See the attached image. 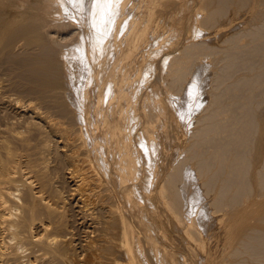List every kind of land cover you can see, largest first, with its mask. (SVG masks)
<instances>
[{"label":"bare ground","instance_id":"6f19581e","mask_svg":"<svg viewBox=\"0 0 264 264\" xmlns=\"http://www.w3.org/2000/svg\"><path fill=\"white\" fill-rule=\"evenodd\" d=\"M158 2L159 0H36L32 7L35 11H29L31 15L28 18H24V12H18L21 20L15 23L10 21L12 24L4 21V23L0 22V60L7 57V60L12 58L17 63H23V67H27L24 65L27 64L28 69L25 72L23 70L25 74L23 72L22 74L28 76L27 78L34 81L35 85L41 87V89L38 88L40 93L38 94L43 100L47 98L50 109L56 108L55 111H52L54 113H45L42 112L43 109L39 111L42 105L37 110L36 106L27 103L22 105L24 107L20 110L31 111L34 114L32 117L38 118V121L33 118L35 121L31 122V116L29 117L31 118L30 121L25 117L24 120L22 117L24 114L19 110L16 113L20 116H15V114L9 118L10 120L8 117L4 120L0 118V264H23L24 261H29L31 264H79L78 259L75 257V252L78 249L77 242H74L75 239L70 237L71 232L69 233L66 230V227L70 224H67L66 215L64 214V208L66 207H64V203L66 202L62 200V193H56L59 189L53 188L57 191H54L51 197L48 193L49 190H52L50 186L55 187L57 184L52 186L54 173L52 177L50 174L54 168L49 167L51 163L47 161L48 156L46 155H52L58 153V151L62 157L57 159H60V163H62L58 167L66 166V176L72 185L71 191L73 192L71 194L77 196L83 209L98 208L106 213H102L108 217V220H104V223L110 222L118 230V233H115L117 231L113 233L116 237L110 232L108 233L107 230L105 233L99 234L100 229H97L99 232L95 229L98 235H102L96 237V242L90 239H87V243L85 242L88 250L93 252V254L89 253L90 256L84 259L85 264H139L136 256L139 254L138 247L140 244L139 238L135 237L134 230L140 229L141 224H137L139 227L136 226V229H134L135 226L133 225L135 224L132 225L130 216L127 215L130 218L127 221L123 215L126 213L125 210L124 213L121 212L120 206L114 207V204L111 203V205L108 200L115 197L116 200L121 199L122 202L124 201L123 203L133 202V194L138 190L136 184L138 182L135 183L134 179H139L140 175H142L144 184H146L147 179V184L152 183H149L150 178L148 176L145 181L143 170H139L138 159L140 157L139 154H135L134 149L136 148L132 144V134L135 131L131 129L133 124L130 126V121H135L136 124L138 119L143 117V121L140 122L139 120L138 122V126L140 125L141 128V130L139 128L140 134L143 136L140 135L139 140L142 141L143 146L139 145V141L138 145L140 148L144 147L143 151L147 149L146 154L149 155H146L147 158L152 153L153 159L147 160L150 161V169L153 168L151 172H157L158 165L155 160L157 151V143L155 142L157 140L153 141V133L156 130L153 128L154 131L152 132L149 125L159 114L154 111L152 105L144 106L142 103L145 102H140L143 106L131 104V102H138L134 100V96L136 95L135 99H137L139 88L138 86V89L133 87L135 92L132 87L130 89L132 91L128 89L130 88L128 86L130 80H126L129 76H126L123 70L125 69V62L133 55L136 48L135 43L143 38V32L150 22V17L154 11L151 14L149 10ZM251 2L261 4L264 7V0H200L201 9L205 10L202 15L201 11L197 13V15H201L197 16L201 23L198 28L200 29L205 25L201 34L202 32L206 34L203 29L208 33L209 29L206 30V27L213 29L218 23H220L218 24L220 27L222 22L225 26L224 21L229 17L231 9L235 8L237 14L243 10L245 13V7L250 8ZM252 3L251 5L254 6ZM128 5H131V8L133 7L136 11L129 16L130 18L128 17L129 19L127 18L128 22L125 20L127 22L125 25L123 23L124 19L118 16L125 11ZM262 6L256 7L260 8ZM234 18L232 17V19ZM112 19L115 21H111ZM189 19L191 20V18ZM190 20L188 21L190 22ZM230 20L231 18H229L227 26L234 24ZM239 21L240 19L237 22L235 20L234 26H230L232 28L229 27L228 30L224 27H220L221 30L219 27L218 30L216 28V32L222 31V28L223 31L226 30L224 33L222 32L221 38H219L221 32L217 33L218 36L216 37L219 38L217 44H215L216 37H213L214 43H212L211 38L206 37L210 33L205 35L206 38H204V35L198 32L196 26L198 30L196 32L198 33L197 37L199 38L201 35L202 38L188 42L181 52L178 51V53L171 55L169 61H167L168 64L165 65L167 66V70L164 68L167 72L165 79L167 82L164 84H169L170 86L166 85V87H170L169 89L176 94L184 91V95L181 96L182 105H180V108L184 114L191 111L195 126L191 130L189 129L190 141L186 147V154L181 159H177V163L173 165L171 171L164 174V178L160 176L164 182H161L162 178H158L160 180L158 181L163 185L160 184V189L157 192L160 196L157 197L160 199L156 196L155 198L163 200L168 211L176 214V217L173 215L175 221L180 219V215L186 216L188 205L195 203L202 217L197 220L196 215H190L191 217L188 219L190 225H188V231H186L195 236L196 234L200 235L201 232L198 226L207 227L209 231V226L212 225L210 221L212 220L209 219L210 221L205 222L207 223L205 224L201 219L206 216L210 217V213L213 214L216 210L218 212L219 210H225L224 212L227 213L232 212L233 215L241 213L240 216L238 214V223L235 222L232 225V227L236 225L233 230L230 227L231 225L228 228L225 227L229 232H233L231 236L232 234L236 235L239 230L237 234L240 237L234 242L236 244L229 251L230 253L227 252L229 253L228 257L232 256V259L223 264H264V202L262 201L264 196V9ZM110 22L115 23L113 27ZM109 23L111 24L110 27ZM187 25L189 26L188 22ZM123 27L126 29L125 31H123ZM68 28L75 29V34L68 31L72 33L69 38L67 37L68 39L66 38L68 42L66 44L64 42V48L56 47L55 44L60 46L62 40L59 41L61 36L59 35L60 37L56 38L55 34L62 32L66 34L67 32L63 30H69ZM192 28L194 29V26ZM127 29L129 32H127ZM17 49H24L29 57L25 55H23L24 58L21 57L23 52L21 53ZM16 50L21 53L20 58ZM58 54L59 56L65 55L66 61L76 66L75 70L71 71L72 73L65 66L66 70L69 69V71L66 72L65 68L62 69L64 71L63 77H65L64 84L54 85L47 79V76L45 77L46 65H43V61L56 57ZM209 55L210 57L213 56V59L209 60L208 58L209 61L205 64L203 60ZM166 59L168 60V58ZM66 61H63V64H69ZM59 63V65H62L61 62ZM190 74L193 76V81L187 80ZM163 75H166L165 71ZM164 78L160 80L162 81ZM165 80L163 81L165 82ZM186 81L187 85L190 83L188 87L185 85ZM127 83L128 87L126 86ZM134 86L136 85L134 84ZM1 87L0 89H2ZM185 87L187 90H183ZM32 88L34 89V86ZM196 90H200L198 92L201 93L197 102L200 105L204 104L201 111L194 110L189 103V100L194 97L192 95L196 94ZM185 91L187 92L185 93ZM139 98L141 100V97ZM32 103H35V101H32ZM17 104L19 103L17 102ZM17 104L15 105L16 108ZM48 105L46 108H48ZM59 117L75 120L76 123L74 124H77V127L73 123L71 127L68 125L67 122L70 119L66 124V120H61ZM28 125L31 127H28ZM21 126L28 127L27 132L25 131L26 134L23 133V130H19L18 127ZM32 127L39 134L44 132L45 127L48 128V130L45 129L47 133L44 132L46 135L43 133L42 140L39 142L33 141L37 137H32L34 132L31 135L32 132L29 130L31 128L34 131ZM52 133L59 137L62 144L59 145L58 139H48ZM157 134H155V137ZM48 135L50 136L47 137ZM150 135L153 136H151L152 139ZM43 136H46L45 139ZM138 150H140L138 153L142 152L139 147ZM144 153L140 155H145ZM53 157L51 156L52 159ZM141 162L140 166H142ZM56 163L53 166L58 165ZM49 168H51V173L48 172ZM57 171L54 170L55 173ZM62 173L64 172L62 171ZM61 178L65 179V176ZM155 183L156 181H154ZM61 186L64 185L61 184ZM158 187L154 189L156 190ZM68 194L67 196H70ZM244 202H252L255 206L251 204L252 206L243 209L250 204L242 206ZM79 203L77 202V204ZM190 207L191 210H195L192 209V205ZM196 211L198 210L196 209ZM189 212L188 214H190ZM68 213L72 216L69 211ZM140 214H142V210ZM94 215L97 216V213ZM213 215L215 216V213ZM213 215H211V219L214 218ZM79 216L81 215L79 214ZM182 216L181 218H183ZM142 217V215L138 217L140 218L139 223L144 222ZM249 217L254 218L257 223L250 224L248 222L244 224L246 222L244 219ZM186 218H183L182 221H186ZM225 219L227 220V218ZM241 220L243 221L240 222ZM75 221H78V219L73 222ZM100 221L103 223L102 217ZM80 222L79 224H82ZM72 224L74 223H71V226H73ZM97 224L99 223L97 222ZM214 226L216 227L215 224L212 227ZM88 230L90 229H87L88 235H91L92 233L90 234ZM201 230L204 231V229ZM93 232L95 235V231ZM68 233L70 235H67ZM143 235L142 237L145 236ZM89 237L92 238V236ZM197 238L199 239V236ZM230 239L228 241L225 239L227 242L225 246L230 244ZM154 242L156 243V241ZM208 242L203 236L201 242L197 243L196 246H203L202 249H204ZM83 243L82 245H84ZM155 243L153 248L156 249L158 245L156 246ZM104 246L109 251L108 255H96L97 252L95 253V251L104 250ZM173 254L171 253V255ZM215 261L217 260L215 259ZM140 264L142 263L140 262Z\"/></svg>","mask_w":264,"mask_h":264},{"label":"rangeland","instance_id":"374dc122","mask_svg":"<svg viewBox=\"0 0 264 264\" xmlns=\"http://www.w3.org/2000/svg\"><path fill=\"white\" fill-rule=\"evenodd\" d=\"M35 1L36 0H30V3H29V0L27 1V0H0V17H3V18H1L0 20V22H2V23H4V22H7L8 24L9 23H11V22H17V21H19V20H21V18L19 17V14H18V12H24L25 13V16H24V18L26 19V17L28 18V16H30L31 15V13L29 12V11H35V9L34 8H32L34 5H33V3H35ZM137 1V0H136ZM163 3H162V2ZM159 0V2L156 4V5H154V6H152V8H151V10H149V12L152 14V12H153V14H152V16L150 17V22L147 24V26H146V28H145V30H144V32H143V35H142V37L143 38H141L137 43H135V46H136V48L134 49V52H133V55H131V57H129V59L125 62L126 64H125V69L123 70V72H124V74H126V76H129L128 77V79L126 80V81H129L130 80V82H131V84H133V85H131L130 84V82H128L129 83V85H128V83L126 84V86L128 85V86H130V88H128L129 90L131 89V87L133 88V87H135V88H137V86H138V93H139V95H138V97H137V99H135V94H134V92H135V88H133L132 90L134 91L133 92V94L135 95H133L134 96V100L137 102V103H132L131 102V104H133L134 106H135V104H138V105H141L140 104V102H145V103H142L144 106L145 105H152V108L154 109V111H156L159 115L157 116V117H159V118H157V117H155L156 119H154L153 120V124L151 123L149 126H150V128H152V132L154 131V129L153 128H155V130L157 131V133H156V131H154V137L152 136V135H150V138H151V136L153 137V141L154 140H157L155 143H157V151H156V156H155V160H156V163H157V168H156V170H157V172L155 173V172H151V171H153L152 169L153 168H151L150 169V159L152 158L153 159V157H152V153L150 154L151 156L150 157H148L147 158V156H149V155H147L146 154V152H148V151H146L147 149H144V151L142 150L143 148H140V146H143L142 145V141L141 140H139V138H140V135L142 136V134H140V130H141V128H140V125L138 126V122H139V120H140V122L141 121H143V117H141L140 119H138V122H136V124H135V121H130L129 122V124H130V126L133 124V127H131V129L132 130H134L135 132H134V134H132V144H133V147L134 148H136V149H134L135 151V154H139L138 156L140 157V158H142V159H140L139 157V159H138V161H139V163H138V166H139V170H143V176L145 177V181H146V179H147V176H148V178H150V182L149 183H153V185H152V183L151 184H147L148 183V179H147V182H146V184H144V181H142V175H140L141 177L139 178L138 176V178L139 179H141V180H139V179H134V182L136 183V182H138V183H136L137 184V187H138V192L136 191V193H138V194H136V193H134L133 194V202H128V203H123L122 201H121V199H118V200H116L117 198H115V197H113V199H110V200H108L109 202H110V204L112 203V204H114L113 206L114 207H118V206H120V211L121 212H123L124 213V210H125V212L126 213H124L123 215H124V217H125V219L127 220H130V218H131V221H132V225L133 224H135V225H133V226H135V228L134 229H136V226H137V224H141V226H140V229L138 228V230H141V231H138L137 229L136 230H134L135 231V237L136 238H139V244H140V246L138 247L139 248V254H137V256H136V260H137V262L140 264V262L142 263V264H223L224 262L225 263H227V261H229V260H231L232 258V256L231 257H228L229 256V251L233 248V246H235V244L236 243H234V242H236V240L240 237V235L238 236V234H237V232H239V230L236 232V235L235 234H232V236H231V233H233V232H229V230L227 229L226 230V228H228L230 225V227L232 228V230H233V227H235V226H233L232 227V225H234L235 224V222H237L238 223V220H239V217H238V214H232V212L230 213V212H224L225 210H223V211H221V210H219V212L217 211H215L214 213H215V216L213 215V214H211V215H213L214 216V218L213 219H211V215L209 214V216L210 217H208V216H206L207 217V219H206V217H203L202 219H201V221L203 222L204 221V223L205 222H209L210 220H212V221H210L211 223H212V225H210L209 227V231H210V229H211V231L209 232L208 231V228L207 227H201V226H198V227H200L199 228V231H201L199 234L200 235H198V234H196V236L195 235H193V234H191V233H187L186 231H188L187 229H188V225H190V221H188V219H190V217L191 216H195L196 215V219L198 220L200 217H202L201 215L202 214H200L199 212V208L197 207V205L195 204V203H190V205H188V208H187V213H186V216L184 215V216H182V215H180V219L178 220H176L175 221V217H176V214L175 213H171L170 211H168V208H166L167 206H166V204H164L165 202H163V200H159L160 198V196L157 194V192H158V190L160 189V184H162L163 185V183H161V182H164L163 181V178H164V174H166L167 172H169V171H171L172 170V167H173V165H175V163H177V159L178 158H182L183 157V155H185L186 153V147L189 145V141H190V139H189V129L191 130L194 126H195V123H194V119H193V117H192V114H191V111L190 112H186L185 114H184V112L181 110V108H180V105H182V102H181V96L182 95H184V91L183 90H187V88L185 87L182 91V93H180L179 92V94H178V96H177V94L176 93H174V92H172V90H170L169 88H168V86L166 87V85H169V84H164V83H166L167 81L165 80L166 79V77H167V72H166V70H167V66H165V65H167L168 63H167V61H169V59H170V56L171 55H174V54H176V52L178 53V51L179 52H181V50H182V48H184V45H186L188 42H190V41H193V40H197V39H200V37H201V35L203 34V32H202V34H201V31H202V28H204L205 27V25H204V27H202V28H198V27H200V25H201V23L199 22V20H198V18H197V16H201L202 14H203V12L205 11V10H203V9H201V5H200V0ZM178 3H177V2ZM175 3H177L176 5H175ZM252 3V2H251ZM251 3H250V8H248V6L247 7H245V13L243 14L242 12H238V14L236 13V9L234 10V9H231V13H229V17L224 21L226 24H225V26H223V22H222V26L220 25V27H224L225 29H227L228 30V28L230 27V26H234V24L240 19V21L241 20H243L244 19V17H247V16H249V15H254V14H256L257 12H260V11H263V9H264V7L261 5V4H255V3H252V4H254V6L253 5H251ZM22 4V5H21ZM160 4V5H159ZM162 4V5H161ZM19 5V6H18ZM262 6V7H256V6ZM255 7L256 9L254 10V8L253 7ZM5 7V8H4ZM129 7V8H128ZM128 10H127V8L125 9V11L124 12H122V14L121 15H119L118 17H120V18H123L124 19V21H123V23L126 25V23L128 22V19L130 18L129 16H131L135 11H136V9H134L133 7V9L131 8V5L129 6L128 5ZM157 7V8H156ZM2 8V9H1ZM17 8V9H16ZM154 8H156V9H154ZM248 8V9H247ZM253 8V9H252ZM258 8V9H257ZM132 9V10H131ZM247 9V10H246ZM262 9V10H261ZM4 10V11H3ZM10 10V11H9ZM24 10V11H23ZM26 10V11H25ZM160 10V11H159ZM8 12V13H6V12ZM131 11H133V12H131ZM162 11V12H161ZM202 12L201 13V15H197V13H199V12ZM234 11H235V13H234ZM252 11H257L256 13L255 12H253L252 13ZM10 12H13V13H15V14H13V13H10ZM130 12V13H129ZM232 13H234V14H232ZM129 14V15H128ZM235 14H237V15H235ZM239 14H243V15H239ZM247 16H246V15ZM17 17H16V16ZM234 18V16H235V18L234 19H232V17ZM240 17H239V16ZM245 15V16H244ZM6 16V17H5ZM14 16V17H13ZM124 16H126V18H124ZM191 16V17H190ZM238 16V17H237ZM243 18H242V17ZM129 17V18H128ZM128 18V19H127ZM189 18H191V20L189 19ZM229 18H231V20L230 21H232L233 23H231V24H233V25H228L227 26V24H229ZM236 18H239L238 20L236 19ZM186 19V20H185ZM127 22H126V21ZM188 20H190V22L188 21ZM236 20V22H234V21ZM4 21V22H3ZM11 21V22H10ZM111 21H115V20H111ZM186 21V22H185ZM197 21V22H196ZM228 21V22H227ZM239 21V22H240ZM112 22V23H113ZM187 22H188V24H189V26L187 25ZM111 23V22H110ZM109 23V27L111 26V24ZM200 23V24H199ZM12 24V23H11ZM115 24V23H114ZM114 24H112V27L114 26ZM123 24V25H124ZM218 24H220V23H218ZM218 24H216V26H214L215 28H209V27H206L205 29L206 30H208V33H210V35L207 33V31H205L204 29H203V31H204V33L206 32V34H203L204 36V38H206V37H208V38H211V41H212V43H214L213 41H214V38L213 37H216V36H218V34L217 33H220L219 35V38H221V34H222V32L224 33L225 31H223V28H222V31H220L221 30V28L219 27V25ZM125 25H124V27H125ZM203 25V24H202ZM121 26H122V23H121ZM194 26V29L192 28ZM196 26H197V28H198V30H197V28H196ZM123 27V28H124ZM220 28V32L218 31V32H216L219 28ZM216 28H217V30H216ZM230 28H232V27H230ZM229 28V29H230ZM69 29V28H68ZM110 29H112V28H110ZM211 29H212V31H211ZM123 29L121 28V31H122ZM126 29L124 28V30L123 31H125ZM63 31H66L67 33L65 34L64 32H62V33H57V34H55L56 36V38H59L60 36L63 38H59V41H61V45L60 46H58L57 44H55L56 45V47H63L65 44H66V42H68V38H69V36L71 35V33L73 32L74 34H75V29H72V28H70L69 30H67V29H64ZM68 31H72V32H68ZM200 32V37L198 38L197 37V34L198 33H196V32ZM210 31V32H209ZM127 32H129V30L127 29ZM212 32V33H211ZM217 34H215V33ZM70 33V34H69ZM122 33V32H121ZM195 33V34H194ZM214 33V34H213ZM153 34V35H152ZM209 36H208V35ZM212 34V35H211ZM60 35V36H59ZM155 35V36H154ZM205 35H207L206 37H205ZM213 35H215V36H213ZM59 36V37H58ZM199 36V35H198ZM68 37V38H67ZM183 37H184V39H183ZM196 37V38H195ZM67 38V39H66ZM202 38V37H201ZM213 38V39H212ZM219 38L218 37H216L215 39H216V43L215 44H217V42H219ZM218 39V40H217ZM65 40V41H64ZM182 40V41H181ZM64 42H65V44H64ZM183 43V44H182ZM60 44V43H59ZM64 48V47H63ZM62 48V49H63ZM20 51L21 53L23 52V54H21L20 52H18V51ZM16 50V52H17V55L19 56V58H20V54H21V57L23 56V55H25V56H28L26 53H25V50L24 49H22V50H20V49H17ZM61 50V49H60ZM29 55H31V54H29ZM17 56V57H18ZM25 56H23V58L25 57ZM61 56V55H60ZM59 56V54L56 56V57H53V58H50V59H48L47 61H43V65H46V70H45V77L47 76V79L49 80V81H51L54 85L55 84H58V85H61V84H64L63 83V81L65 80V77H63V73H64V71L62 70V69H64L65 68V66L67 67V68H69L70 69V72L73 70H75V66L76 65H71L72 63H70V62H68V61H66V57H64L65 55H63V56H61L60 57ZM29 57V56H28ZM59 57H60V59H59ZM64 57V58H63ZM213 56H211L210 57V55H209V57H207L206 59L204 58V63L206 64L207 63V61H209V60H212L213 58H212ZM165 60H164V59ZM166 58H168V60L166 59ZM208 58H209V60H208ZM211 58V59H210ZM10 59H12V58H10ZM9 58H8V60H7V57H3L1 60H3V61H1L0 60V86H2L1 88L2 89H0V118L2 119V120H4V119H7V117H8V119L10 118V117H13L15 114V116H20V115H17V113H16V111H20L21 113H23L24 114V116H22L23 117V119H24V117H25V119H27V120H29L30 121V119H31V122H33V121H38V118H36V117H32V116H34V114L33 113H31V111H26L25 112V110H20V108H23L24 106H22V105H24V104H27V103H30L31 105L33 104L34 106H36L37 107V110H38V108H39V106L40 105H42V106H40V108H39V111H41L42 109V112H49V113H54V112H52V111H55L56 110V108H51L50 109V106L48 105V103H47V98H46V100H43V98L41 99V97H40V93L38 92V88L39 89H41V87H39V86H37V85H35L34 84V81H31V79L30 78H27L28 76H24L23 74H25L24 72H25V70H27L28 69V65L27 64H24V65H26L27 67H23L22 65H23V63H20V62H15L13 59L12 60H10ZM58 59V60H57ZM62 59H64V60H62ZM60 60H62V61H60ZM14 61V62H13ZM63 61L65 62H67V63H69V64H63ZM165 61V62H164ZM206 61V62H205ZM13 62V63H12ZM59 62H61V64L62 65H59L60 63ZM11 63V64H10ZM53 63V64H52ZM55 63V64H54ZM6 64V65H5ZM10 64V65H9ZM15 64V65H14ZM17 64H19V65H17ZM73 64H75V63H73ZM209 64V63H208ZM3 65V66H2ZM40 65V64H39ZM69 67H68V66ZM164 65V66H163ZM2 66V67H1ZM4 66H5V68H4ZM7 66V67H6ZM10 66V67H9ZM21 66V67H20ZM64 66V67H63ZM72 66V67H71ZM15 67V68H14ZM58 67V68H57ZM74 67V68H73ZM10 68V69H9ZM59 68H61V69H59ZM166 70H165V69ZM12 69V70H11ZM69 69L68 70H66V68L64 69V70H66V72L67 71H69ZM165 71V73H166V75H163V73H164V71ZM14 70V71H13ZM23 70H24V72H23ZM161 70H162V72H161ZM13 71V72H12ZM9 72V73H8ZM22 72H23V74H22ZM157 72H160V73H157ZM6 73V74H5ZM72 73V72H71ZM23 75V76H22ZM137 75H139V76H137ZM141 75V76H140ZM143 75V76H142ZM159 75H160V77H159ZM191 75V74H190ZM190 75L187 77L188 79L187 80H191V81H193V76L191 75V77H190ZM238 75V74H237ZM6 77V78H5ZM165 77V78H164ZM161 78H164V79H162V81L160 80ZM138 79V80H137ZM142 79V80H141ZM158 79H159V81H158ZM163 80H165V82L163 81ZM167 80H168V78H167ZM3 81V82H2ZM138 81V82H137ZM5 82H6V84H5ZM8 82V83H7ZM33 82V83H32ZM137 82V83H136ZM140 82V83H139ZM13 83V84H12ZM134 84L136 85V86H134ZM143 84V85H142ZM189 84L190 83H188V85H187V81L185 82V85H187V87L189 86ZM8 85V86H7ZM10 85H11V87H10ZM34 86V89L32 88ZM127 86V87H128ZM144 86V87H143ZM170 86V85H169ZM6 89H5V88ZM10 88H11V90H10ZM21 88V89H20ZM32 89V90H31ZM141 89V90H140ZM199 89V88H198ZM28 90V91H27ZM63 90V89H62ZM132 90H130V91H132ZM197 91V90H196ZM198 91H200V90H198ZM197 91V92H198ZM17 92V93H16ZM146 92H148V93H146ZM150 92V93H149ZM171 92V93H170ZM187 91H185V93H186ZM196 92V94H194V95H192V97L193 98H191L190 100H189V103H190V105H191V107L195 110H197V111H201L202 109H203V105H200L197 101H198V99H199V95H201V93L200 92H198L197 93ZM8 93V94H7ZM29 93V94H28ZM39 93V94H38ZM173 93V94H172ZM14 94H15V96H14ZM25 94V95H24ZM26 94H28V95H26ZM34 94H36V95H34ZM38 94V95H37ZM176 94V95H175ZM181 94V95H180ZM3 95V96H2ZM7 95V96H6ZM10 95V96H9ZM145 95V96H144ZM149 95H151V96H149ZM13 96V97H12ZM32 96V97H31ZM177 96V97H176ZM4 97V98H3ZM9 97V98H8ZM11 97V98H10ZM14 97H16V98H14ZM30 97V98H29ZM139 97H141V100H140V98ZM37 99V100H34V99ZM142 98H143V101H142ZM146 98V99H145ZM9 99V100H8ZM13 99H15V100H13ZM29 99V100H28ZM144 99H145V101H144ZM149 101H148V100ZM31 100V101H30ZM4 101V102H3ZM9 101V102H8ZM26 101V102H25ZM32 101L34 102L35 101V103H32ZM147 101H148V103H147ZM17 102L21 105V107H20V105L19 104H17ZM21 102H22V104H21ZM44 102V103H43ZM11 103V104H10ZM47 103V104H46ZM2 104V105H1ZM17 104V108H16V105ZM38 104V105H37ZM44 104H46V105H44ZM32 105V106H33ZM48 105V108L51 110V112H50V110L48 109V108H46V106ZM143 105H141V106H143ZM14 106H15V109H14ZM41 107H43V108H41ZM5 108V109H4ZM19 108V109H18ZM9 109H11V110H9ZM45 109V110H44ZM53 109V110H52ZM55 109V110H54ZM3 110V111H2ZM47 110V111H46ZM15 111V112H14ZM25 113H24V112ZM2 112V113H1ZM8 112V113H7ZM7 113V114H6ZM12 113V114H11ZM11 114V115H10ZM28 114H29V116H28ZM31 114V115H30ZM3 116H5L4 118H2ZM28 118H27V117ZM31 116V118H29ZM33 118L35 119V120H33ZM61 118V120H63L64 119V121H65V123L70 119V118H63V117H59V119ZM147 118V117H146ZM24 119V120H25ZM10 120V119H9ZM70 121H72L71 123H70ZM70 121L69 122H67L68 123V125H70V127L74 124V123H76L75 122V120H73V119H70ZM159 121V122H158ZM158 122V123H157ZM66 123V124H67ZM73 123V124H72ZM155 124V125H154ZM67 125V126H68ZM76 125V127H77V124H74V126ZM136 127H135V126ZM154 125V126H156V127H152V126ZM28 127H31L30 125H28ZM28 127H24V126H21V127H18L19 128V130L20 131H22L23 130V133H25L26 134V130L28 129ZM69 127V126H68ZM136 129H135V128ZM33 128V127H32ZM73 129L75 128V127H72ZM138 128V129H137ZM139 128H140V130H139ZM34 129V128H33ZM45 129L46 130H48V128L47 127H45ZM45 129L43 130L45 133H47V131H45ZM76 129V128H75ZM29 130H31V135L33 134V132H34V135L32 136V137H37V138H34V140L33 141H40V140H42V135H44L43 133H40L41 134V136H40V134L38 133V132H35V129H34V131H32V129L31 128H29ZM131 130V131H132ZM26 131V132H25ZM137 131V132H136ZM35 133H36V135H35ZM132 133H133V131H132ZM137 133V134H136ZM39 134V135H38ZM53 134V133H52ZM51 134V136L50 135H48L47 137H49L50 136V138H48V139H51V138H55L56 140L58 139L59 140V137L57 136V135H52ZM136 134V136H134ZM155 134H157L156 135V137H155ZM46 135V134H45ZM159 135V136H158ZM39 137V138H38ZM45 137L46 136H43V138L45 139ZM138 139H136V138ZM143 137V136H142ZM141 137V139H143ZM158 137V138H157ZM37 139V140H36ZM39 139V140H38ZM47 139V138H46ZM136 139V140H135ZM152 139V138H151ZM189 139V140H188ZM188 140V141H187ZM134 141H136V142H134ZM138 141H139V145H138ZM141 141V142H140ZM134 143H136V144H134ZM141 143V144H140ZM52 144V143H51ZM55 144V143H54ZM60 144H62V142H61V140H59V145ZM134 145H136V146H138L139 147V149H141L142 150V152L145 154V155H140V154H143L142 152H140V153H138V151H140V150H138V147H135ZM172 145V146H171ZM51 147H52V145H51ZM165 147V148H164ZM158 152V153H157ZM60 152L58 151V153L56 152V153H53L52 155H50V154H48V155H46V156H48V158H49V155H50V158H51V156L53 157L54 155L56 156V161H55V156L53 157V159L51 158H47V161H49L48 162V164H50L49 165V167H51L52 166V169L53 170H51V168H49V170H48V172H50L51 173V171H53L51 174H50V176L52 177V174H53V176H54V180H53V183H52V186H54V185H56L55 187H51L50 186V189L52 188V190H49L50 192H48L49 193V196L51 197L53 194V192L55 191H57V190H55V189H59L56 193H58L59 192V194L60 193H62V200H63V202L65 201L66 203H64V214L66 215V219H67V224L68 223H70V224H68V226L66 227L67 229V232H71V236L70 237H72L73 239H75V240H73L74 242L76 241L77 242V245H78V249H77V254H76V252H75V257L78 259V262H79V264H85V261H84V259H86L88 256H90L89 255V253H91V254H93V252L92 251H90V250H88V248H87V246H86V243H87V239H90V240H95V242H96V237L97 236H101L103 233H105L106 232V230H107V232L109 233L110 232V234H112V235H115V234H113L115 231H117V232H115V233H118V230H117V228L115 229L114 227H113V225L110 223H107L106 222V224L104 223V220L105 221H107L108 220V217L106 216V215H103V214H106V213H104L102 210H99L98 208H95V209H91V210H88V209H83L82 207H81V203H79V201H78V199H77V196H73L72 194H71V192H73V191H71L72 189H71V182L70 181H68V178H67V176H66V171H67V169H66V166H60V167H58L60 164L62 165V163H60L61 162V153L59 154ZM58 154V155H57ZM157 154H158V157H157ZM147 155V156H146ZM142 156V157H141ZM143 156H144V161H146V162H144L143 161ZM160 156V157H159ZM60 157V159L59 160H57L58 158ZM146 157V158H145ZM147 159H149V160H147ZM52 160V161H51ZM58 161V162H57ZM142 161V162H141ZM147 161H148V163H147ZM159 161H161V162H159ZM167 161V162H166ZM53 162V163H52ZM57 162V163H56ZM140 162L142 163V166H140L141 164H140ZM58 164V165H54L53 166V164ZM144 163V164H143ZM165 163V164H164ZM146 164H147V166H146ZM150 166V167H149ZM57 167V168H56ZM159 167V168H158ZM61 168H62V171L65 173V175H64V173H62V171H61ZM141 168V169H140ZM142 168H144V169H142ZM58 171H57V170ZM60 169V170H59ZM147 169V170H146ZM149 169V170H148ZM158 169H160V170H158ZM51 170V171H50ZM54 170L55 171H57L56 173L54 172ZM165 170V171H164ZM168 170V171H167ZM59 171H61V172H59ZM147 173H148V175H147ZM150 173V174H149ZM152 173H154L153 174V176H152ZM59 174V175H58ZM60 174H63V175H60ZM151 175V176H150ZM157 175V176H156ZM57 178H59V179H61V180H59V179H57ZM63 176H65V179L63 180L61 177ZM150 176V177H149ZM157 178H156V177ZM159 176V177H158ZM160 176H162L161 178H162V181L161 182H159L160 180L158 179V178H160ZM136 177V178H137ZM152 177H154V178H152ZM152 178V179H151ZM160 178V179H161ZM157 179V180H156ZM63 180V181H62ZM139 180V181H138ZM156 181V186H155V184H154V181ZM159 180V181H158ZM200 180H201V178L198 180L199 182H200ZM65 181V182H64ZM141 181V182H140ZM159 182V184H158V182ZM56 182V183H55ZM61 182V184L62 185H64V186H61V184H59ZM63 182V183H62ZM66 183V184H65ZM70 183V184H69ZM139 185V186H138ZM145 185V186H144ZM148 185V186H147ZM68 186V187H67ZM150 186V187H149ZM152 186V187H151ZM155 186V187H154ZM159 186V187H158ZM59 187V188H58ZM60 187H61V190H60ZM64 187V188H63ZM145 187V188H144ZM157 188L158 187V189H154V188ZM53 188H55L54 190H53ZM70 188V189H69ZM143 188V189H142ZM146 188H147V190H146ZM153 189V190H150V189ZM64 191H63V190ZM66 189H68V190H66ZM70 190V192H68ZM150 192H149V191ZM62 191V192H61ZM152 191V192H151ZM156 193H155V192ZM65 192H66V194H65ZM64 193V194H63ZM70 194V196H67V194ZM68 194V195H69ZM141 194V195H140ZM137 195V196H136ZM139 195V196H138ZM63 196H65V197H63ZM71 196H73L72 198H71ZM155 196L157 197V196H159V197H157V198H159V199H157V198H155ZM70 197V198H69ZM139 198V199H138ZM263 199V200H262ZM262 201L264 202V196L262 197ZM120 200V201H119ZM140 200V201H139ZM144 200V201H143ZM69 201V202H68ZM71 201V202H70ZM115 203H114V202ZM118 201V202H117ZM77 202L79 203V204H77ZM108 202V203H109ZM122 202V203H121ZM137 202H139V204H137ZM147 203V204H145V203ZM73 203H74V205H73ZM75 203H76V205H75ZM246 203V204H245ZM250 202H244L243 203V205L242 206H244V205H247V204H249ZM111 204V205H112ZM117 204V205H116ZM119 204V205H118ZM125 204V205H124ZM127 204V205H126ZM142 204H143V206H142ZM255 206L254 205V203H250L249 204V206H246V207H244L243 209H247L248 207H250V206ZM255 204H256V202H255ZM259 204V203H258ZM70 206V207H68V206ZM122 205H123V207H122ZM129 205V206H128ZM139 205V206H138ZM148 205H150V206H148ZM193 206L192 207V209H195V210H191V207L190 206ZM196 205V207L194 208V206ZM81 208H80V207ZM147 206V207H146ZM166 206V207H165ZM241 206V207H242ZM259 206V205H258ZM140 207H141V210H142V214H140L141 213V210H140ZM67 208V209H66ZM73 208H76V209H72ZM127 208H129V209H127ZM137 208V209H136ZM138 208H139V210H138ZM145 208V209H144ZM66 209V210H65ZM70 209V210H69ZM78 209V210H77ZM82 211H81V210ZM121 209H123V210H121ZM127 209V210H126ZM196 209L198 210V211H196ZM72 210V211H71ZM76 210V211H75ZM86 212H85V211ZM189 210H191V212H189ZM67 211V212H66ZM68 211L70 212V214H72V216L71 215H69V213H68ZM79 211V212H78ZM80 211H81V213H80ZM85 213H84V212ZM88 211H89V213H88ZM93 211H95V212H93ZM97 211V212H96ZM100 211V212H99ZM194 211H196V212H194ZM221 211V212H220ZM67 214H66V213ZM188 212L190 213V214H188ZM198 212V214H196ZM223 212V213H222ZM73 213L76 215H74L73 216ZM82 216H84V217H81V216H79V214ZM88 213V215L86 216V214ZM91 213H94V214H96L97 213V216L96 215H94V214H91ZM100 213V214H99ZM103 213V214H102ZM89 214H90V217H89ZM100 216H99V215ZM172 214V215H171ZM230 214V215H229ZM241 214V213H240ZM240 214H239V216H240ZM93 217H92V216ZM103 215V216H102ZM127 215H129L130 216V218H128V216ZM142 215L143 217L142 218H144V222L143 223H139L140 221V218H138V217H140V216ZM175 217H174V216ZM187 215H188V217H187ZM191 215V216H190ZM197 215H198V217H197ZM226 215V216H225ZM79 216V217H78ZM97 218H96V217ZM105 216V217H104ZM138 216V217H137ZM181 216L183 217V218H186L187 220L185 221V220H183L182 221V219L183 218H181ZM69 217H71V218H69ZM72 217H73V219L75 220H77L78 219V221H75V222H73L74 220L72 219ZM75 217H77V218H75ZM87 217V218H86ZM95 217V219H93ZM101 217H102V222L103 223H101ZM136 217V218H135ZM230 217V218H229ZM99 218V219H98ZM105 218V219H104ZM133 218V219H132ZM225 218H227V220L225 219ZM237 218V219H236ZM72 219V220H71ZM83 219V220H82ZM86 221H85V220ZM90 219V220H89ZM97 219V220H96ZM107 219V220H106ZM191 219H193V218H191ZM210 219V220H209ZM216 219V220H215ZM225 219V220H224ZM89 220V221H88ZM93 220V221H92ZM127 220V221H128ZM213 220H214V222H213ZM244 220H246V222H244V224L245 223H250V224H253L254 222L255 223H257L256 221H255V219L254 218H252V217H249V218H246V219H244ZM69 221H71V222H69ZM81 221V222H80ZM84 221V222H83ZM99 223V224H101V225H99V224H97V222ZM178 221V222H177ZM180 221V222H179ZM188 221V222H187ZM243 220H241L240 222H242ZM79 222L80 223H82V224H79ZM89 222V223H88ZM96 222V223H95ZM216 222V223H215ZM71 223H74V224H72L73 226H71ZM95 225V227H93L94 225ZM129 223H130V221H129ZM183 223V224H182ZM189 223V224H188ZM222 223V224H221ZM254 223V224H255ZM90 224V225H89ZM97 224V225H96ZM131 224V223H130ZM144 224H145V226H144ZM205 224H207V223H205ZM213 224H215L216 225V227L214 226V227H212L213 226ZM74 225H77V226H75L74 227ZM89 225V226H88ZM106 225V226H105ZM112 225V226H111ZM143 225V226H142ZM238 225V224H237ZM85 226V227H84ZM88 228H87V227ZM205 226V225H204ZM73 227V228H72ZM77 227V228H76ZM81 227V228H80ZM101 227H104L105 228V230H103L104 228H101ZM109 227V228H108ZM137 227H139V226H137ZM153 227V228H152ZM226 227V228H225ZM70 228V229H69ZM94 230H93V229ZM107 228V229H106ZM143 228V229H142ZM206 228V229H205ZM83 231H81V230ZM84 229V230H83ZM85 229H86V232H85ZM87 229H90V230H88L89 231V233L91 234V235H88V232H87ZM97 229H100L98 232H99V234L100 233H102L101 235H98V232L96 231ZM108 229H109V231H108ZM151 229V231H153V232H151V231H149V230ZM201 229H204V231H202ZM213 229V230H212ZM230 229V228H229ZM69 230V231H68ZM74 230V231H73ZM77 230V231H76ZM79 230V231H78ZM206 230V231H205ZM231 230V229H230ZM93 231H95V235H94V232ZM223 231H225V232H223ZM228 231V232H227ZM73 232V233H72ZM75 232V233H74ZM81 232V233H80ZM97 232V233H96ZM139 232H141L140 233V235H139ZM157 232V233H156ZM203 232V233H202ZM208 232V233H207ZM212 232V233H211ZM241 232V231H240ZM67 234V235H70V234ZM202 233V234H201ZM229 233V234H228ZM72 234H74V235H72ZM76 234V235H75ZM97 234V235H96ZM145 236H144V235ZM205 234V235H204ZM206 234H207V236H206ZM209 234H211V235H209ZM227 236H226V235ZM82 235V236H81ZM142 235L144 236V237H142ZM230 237H229V236ZM89 236H92V238L91 237H89ZM116 236V235H115ZM141 236V237H140ZM159 236V237H158ZM197 236H199V239L197 238ZM204 236V238L206 239V242H208L205 246H204V249H202L203 248V246L201 247H197L196 246V244L197 243H200L201 242V238ZM208 237V238H206V237ZM80 239V241H79V239ZM117 237V236H116ZM152 237V239H150V238ZM201 237V238H200ZM226 237V238H225ZM84 238V239H83ZM94 238V239H93ZM155 238V239H154ZM226 239V241H228L230 238V241H229V245H227V246H225L226 245V241H225V239ZM229 238V239H228ZM143 239V240H142ZM144 239H145V241H144ZM149 239V240H148ZM154 239V240H153ZM85 240V241H84ZM146 240H148V241H146ZM150 240H152V241H150ZM84 243H83V242ZM154 241H156V243L154 242ZM78 242H80L81 244L79 245V243ZM86 242V243H85ZM82 243L86 246H84V245H82ZM154 243H155V245L157 246V248L155 249V248H153V245H154ZM105 244V243H104ZM224 244V245H223ZM145 245V246H144ZM147 245H148V247H147ZM83 246V247H82ZM156 246H154V247H156ZM161 246V247H160ZM222 246H223V248H222ZM76 247V246H75ZM207 247V248H206ZM224 247H226L225 249H224ZM231 247V248H230ZM87 248V249H86ZM106 247L104 246L103 247V249L104 250H102L101 249V251H99V250H97V251H95V253H96V255H108V253H109V251L107 250V249H105ZM164 250H163V249ZM193 248H194V250H193ZM230 248V249H229ZM80 249V250H79ZM81 249H82V251H81ZM166 249V250H165ZM222 249H223V251H222ZM85 250H87V251H85ZM155 250V251H154ZM170 250V251H169ZM172 250V251H171ZM199 250V251H198ZM85 253H84V252ZM89 251V252H88ZM147 251V252H146ZM157 251V252H156ZM159 251V252H158ZM167 251V252H166ZM192 251V252H191ZM80 252V253H79ZM88 252V253H87ZM153 252V253H152ZM227 252H229V253H227ZM79 253V254H78ZM83 253V254H82ZM99 253V254H98ZM158 253V254H157ZM164 253V254H163ZM171 253H174L173 255H171ZM193 253H195V254H193ZM220 253V254H219ZM222 253V254H221ZM85 254H86V257H85ZM155 254V255H154ZM77 255H79L78 257H77ZM81 255V256H80ZM95 255V254H94ZM153 255H154V257H153ZM158 255V256H157ZM162 255H164V256H162ZM84 256V257H83ZM172 257V259H171V257ZM202 256V257H201ZM219 256V257H218ZM80 257H81V259H80ZM83 257V258H82ZM162 257H163V259H162ZM155 258V259H154ZM164 258H165V260L167 261H165L164 260ZM218 258V259H217ZM224 258V259H223ZM83 259V260H82ZM150 259V260H149ZM158 259V260H157ZM171 259V260H170ZM174 259V260H173ZM215 259L217 260V261H215ZM226 259V260H225ZM79 260H81V261H79ZM142 260V261H141ZM151 260H152V263H151ZM160 260H161V262H160ZM240 260V259H239ZM158 261V262H157ZM164 261V262H163ZM177 261V262H176ZM25 262V263H24ZM23 262V264H31V262H29V261H24ZM81 262V263H80ZM163 262V263H162Z\"/></svg>","mask_w":264,"mask_h":264}]
</instances>
